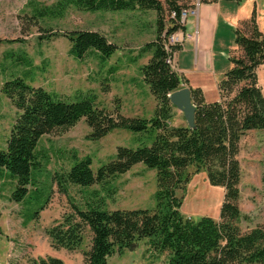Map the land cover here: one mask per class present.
Returning <instances> with one entry per match:
<instances>
[{
	"label": "trees",
	"instance_id": "obj_1",
	"mask_svg": "<svg viewBox=\"0 0 264 264\" xmlns=\"http://www.w3.org/2000/svg\"><path fill=\"white\" fill-rule=\"evenodd\" d=\"M221 0H199L212 3ZM240 1V0H234ZM169 6L168 21L163 20L161 0H56L51 4L29 0V18L33 24L62 17L69 9L82 11L153 10L156 12L155 38L141 48L150 56L140 66V74L155 99L150 118L124 116L118 106L109 111L99 106L91 91H76L72 98L34 88L21 78L3 83L1 91L18 109L6 142L0 149V171L16 179L12 192L14 201L23 200L32 184L30 170L40 164L35 149L38 139L55 130H65L80 119L90 127L91 139H98L114 128L134 132L154 130L151 144L135 148L118 146L114 159L93 171L91 159L85 156L66 171L54 173L52 180L58 190L68 193V185L85 187L99 185L117 174L125 173L134 164L143 163L156 172V206L153 209H105L102 201L86 200L84 207L71 202L73 213L50 227L47 234L55 248L76 249L83 241L84 227L91 232V243L84 252L85 264H108L114 252L132 249L147 238L151 247L167 253L166 264H264V227L257 225L242 231L239 221L246 218L239 208L241 178L238 160L242 137L252 129H264V95L258 83L257 68L264 64V35L258 29L254 14L234 31L236 48L229 56L231 66L218 82L219 99L205 101L200 89L191 91L195 105L194 126L171 125L173 106L168 94L180 87L181 77L166 62V37L179 28L169 13L178 15L182 7L177 0H164ZM44 28V27H42ZM44 33L50 38L56 33ZM71 53L82 57L89 48L108 55L112 46L95 32L70 33ZM21 64H30L16 57ZM70 99V100H68ZM204 171L210 184L223 188L219 218L201 216L194 220L180 212L182 196L190 174ZM98 194V193H97ZM40 206L30 219L38 217ZM33 264H66L48 256Z\"/></svg>",
	"mask_w": 264,
	"mask_h": 264
},
{
	"label": "rangeland",
	"instance_id": "obj_2",
	"mask_svg": "<svg viewBox=\"0 0 264 264\" xmlns=\"http://www.w3.org/2000/svg\"><path fill=\"white\" fill-rule=\"evenodd\" d=\"M29 0H0V149L6 142L18 114V109L1 91L5 81L21 78L34 88L48 93L72 98L76 91H91L97 96L99 106L112 111L118 106L124 116L150 118L155 99L140 74V66L147 62L150 53L140 50L155 38L156 12L153 10L82 11L69 9L62 17L45 19L33 24L26 3ZM51 4L56 0H35ZM163 3V20L168 21V5ZM197 0H177L182 7L191 6ZM200 5V2H199ZM44 27V28H42ZM56 33L42 38L44 33ZM95 32L113 48L108 55L89 48L82 57L70 51V33ZM16 57L27 59L21 64ZM264 95V64L257 69ZM214 88L207 89L212 98ZM70 100V99H68ZM176 109V108H175ZM173 116L185 125L183 114L175 110ZM90 127L82 118L65 130H55L42 135L35 149L40 153V164L32 167V184L21 201L12 199L16 179L4 170L0 171V264H33L35 260L55 256L66 264H85L84 252L91 243V232L84 227L83 241L73 250L55 248L47 230L73 213L71 202L84 207L86 200L102 201V208L153 209L156 206V172L143 163L134 164L125 173L117 174L99 185L81 187L68 185V193L58 190L52 177L54 173L68 170L78 159L89 156L91 169L114 159L118 146L135 148L149 145L154 130L134 132L126 128H114L98 139H91ZM238 160L241 168L239 183V208L246 215L239 221L242 231L257 225L264 227V129H254L242 137ZM186 172L190 178L182 196L180 212L194 220L209 216L218 220L223 200V188L209 183L204 171ZM98 193V194H97ZM43 206L38 217L32 214ZM167 253L154 250L147 238L122 253L114 252L108 264H166Z\"/></svg>",
	"mask_w": 264,
	"mask_h": 264
},
{
	"label": "crops",
	"instance_id": "obj_3",
	"mask_svg": "<svg viewBox=\"0 0 264 264\" xmlns=\"http://www.w3.org/2000/svg\"><path fill=\"white\" fill-rule=\"evenodd\" d=\"M252 14L264 35V0L200 3L196 15L189 16L183 26V30L192 33L193 37L186 40L175 54L180 85L188 86L191 91L200 89L205 101L218 100V82L231 66L229 56L236 48L234 31ZM208 88H214L211 92H215L210 99L206 97ZM171 119L173 126L184 125L173 115Z\"/></svg>",
	"mask_w": 264,
	"mask_h": 264
},
{
	"label": "built area",
	"instance_id": "obj_4",
	"mask_svg": "<svg viewBox=\"0 0 264 264\" xmlns=\"http://www.w3.org/2000/svg\"><path fill=\"white\" fill-rule=\"evenodd\" d=\"M198 6L199 0H197L191 6L181 7L179 9L178 15H176L174 11H171L169 13V17L174 18L176 24L179 25V28L171 32L165 40V50L167 52L166 62L175 71H177V64L175 58L177 49L181 47L186 40H189L193 37L192 33L183 30L184 23L189 16L196 15Z\"/></svg>",
	"mask_w": 264,
	"mask_h": 264
},
{
	"label": "water",
	"instance_id": "obj_5",
	"mask_svg": "<svg viewBox=\"0 0 264 264\" xmlns=\"http://www.w3.org/2000/svg\"><path fill=\"white\" fill-rule=\"evenodd\" d=\"M168 98L171 105L183 114L186 125L193 127L195 105L192 101L190 88L186 85H180L178 89L168 94Z\"/></svg>",
	"mask_w": 264,
	"mask_h": 264
}]
</instances>
